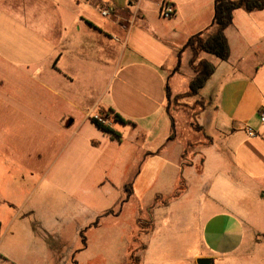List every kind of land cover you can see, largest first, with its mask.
Segmentation results:
<instances>
[{"label": "crops", "instance_id": "1", "mask_svg": "<svg viewBox=\"0 0 264 264\" xmlns=\"http://www.w3.org/2000/svg\"><path fill=\"white\" fill-rule=\"evenodd\" d=\"M214 1L0 0V79L8 75L13 83L9 96L0 94V109H11L14 119L29 116L30 123L61 124L65 129L78 124L80 130L86 125L90 136L75 140L67 134L64 141L63 148L73 150L71 154L79 151L80 156H95L103 147L115 145L117 140L91 121L111 110L127 123L112 125L119 141L110 150L109 161L120 164L115 158L122 153L126 157L121 148L126 140L136 145L134 163L130 155V161L120 165L121 187L130 190V197L124 201L123 191L119 204L134 199L133 186L143 170L151 174L148 183L144 181L147 187L157 183L171 190L168 195L154 194V200H167L153 204L154 219L160 217L162 225L146 237L138 264H151V242H158V254L168 255L155 264H196L198 258H210L213 264H264V124L258 119L264 107V10L234 11L224 31L229 47L226 61L198 52L190 64L192 50L183 47L196 34L204 39L214 33ZM164 5L171 6L172 17L161 16ZM105 7L112 10L108 17L99 14V8ZM203 60L215 70L198 94L190 97L197 106L188 127L204 141L199 139L198 150L185 161L182 156L191 139L181 138L165 90L169 89L171 99L181 91L185 94L194 68ZM247 128L255 136L249 137ZM86 162L64 166L65 173H79L67 179L84 182V174L93 173L96 163L89 157ZM181 181L183 189L175 196ZM186 199L188 207L182 211L179 206ZM1 204L5 206L3 200ZM173 209L194 222L192 243L190 238L173 245L165 240V235H180L175 230L165 233ZM109 211L112 214L105 215ZM120 212L117 208L104 211L94 221L91 218L85 229L78 225L80 242V233L94 231L99 218L117 221ZM33 214L17 215L8 230L0 222V264H87L85 255L95 252L93 246L81 243L67 250L64 258L55 248L60 241L57 227L49 229L40 219L34 220V229H26L30 250L19 244L20 221L27 225L23 217ZM139 214L129 235L132 242ZM183 235L191 236L187 230ZM6 237L11 254L4 252ZM190 245L197 246L192 256ZM128 249L124 264H136L128 259Z\"/></svg>", "mask_w": 264, "mask_h": 264}, {"label": "rangeland", "instance_id": "2", "mask_svg": "<svg viewBox=\"0 0 264 264\" xmlns=\"http://www.w3.org/2000/svg\"><path fill=\"white\" fill-rule=\"evenodd\" d=\"M7 78H10V81ZM0 81H3L4 85L3 89L0 88L1 91L4 90L0 94L5 93L9 96L13 86L11 76L6 75V78L0 79ZM183 81L184 78H182ZM183 88L181 84L178 87L179 91ZM183 93L184 91H181L178 93V97L172 98L168 108L172 117H175L176 121L180 123L181 138L191 139L186 147L184 157L185 161H188L195 149L198 150L199 147L196 144L199 143V139L200 143L204 140L201 136H194L188 127L191 119L194 120L193 112L196 111L197 104L193 98L183 97ZM10 111L12 112L11 109H0V222L2 228L5 227L8 230L14 227L12 221L16 219L17 215L24 216V213L33 211L32 216L23 217L27 225L22 224L24 221H20L21 225L19 226L22 228L19 232L21 235L19 244H24L27 250H30L32 244L26 229L28 227L34 229V220L40 219L41 223L47 225L49 229L57 227L55 232L60 241L57 242L55 248L58 251L61 249L65 258L67 250L81 245L77 237L78 225L85 229L88 225L86 223L91 218L94 221L102 212L117 208L121 211L117 221L109 217L99 218V226L94 231L86 230L84 234L86 244L93 246L95 252L87 253L84 262L87 264H124L126 250L129 248L128 259L130 256L132 262L138 264L140 255L147 246L146 237L154 234L156 225L157 228L162 225L160 217L154 219L153 209L156 205L153 204L164 203L167 200L163 201L161 198L154 200V194L159 192L168 195L171 190L168 189V186H164L165 189L161 188L157 183L153 188L147 187L151 174H147L143 170L133 186L134 199L123 205L119 204L121 197L124 196L121 187L124 176L119 171L120 165L123 166L122 161H130V155H132V163L137 159L135 143H129L126 140L122 144L121 148L126 153V157L122 153L121 158H115L116 161L121 160L120 164L111 163L108 157L113 146L116 148V143L118 144L116 140L115 145L103 147L95 156L85 153L80 156L79 151L71 154L70 151L73 150L69 151L66 147L63 148L67 134L75 140L88 137L90 134L87 132L86 125L80 130L78 124L65 129L66 127L61 124L30 123L26 120V117L29 116L22 114L14 119ZM88 157L96 162L93 167L94 172L84 174L86 176L84 182H82V178L78 183L67 179L74 178L79 173H65L64 166L87 163ZM125 175L127 177L128 174ZM87 177H90L91 180H88ZM186 177H188L187 174ZM100 179L104 183L101 182V185L97 186L98 183L95 182ZM104 179L107 181L105 182ZM178 188L176 191H180ZM2 200L5 206L1 204ZM188 202L189 199H186L180 204L179 207L182 208V211L184 206L188 207ZM9 204L13 206H9ZM13 207H18L19 211L13 210ZM137 213H140L137 218L143 220L145 227L136 230L132 242L129 240V235L132 233ZM168 213L170 214L171 211ZM170 215L173 220L168 222L165 233L175 230L180 235L174 238L165 235V240L171 241L170 244L173 245L175 242L183 243L186 238H190V243H192L195 237L194 222L188 221L184 215L175 210ZM160 216L164 218L163 213ZM44 228L48 229L46 226ZM184 230H187L191 236L185 237ZM13 232L17 236V231ZM155 241L160 240L155 239ZM157 245L158 242H151L149 246L148 258L151 264L157 263L159 258L162 260L166 255L162 254V256L157 253ZM4 248V252L11 254L12 244L8 242L7 237ZM195 249L197 246L190 245L189 254L191 256ZM158 264H164V262ZM189 264L193 263L189 262Z\"/></svg>", "mask_w": 264, "mask_h": 264}, {"label": "trees", "instance_id": "3", "mask_svg": "<svg viewBox=\"0 0 264 264\" xmlns=\"http://www.w3.org/2000/svg\"><path fill=\"white\" fill-rule=\"evenodd\" d=\"M237 9H243L247 12H252L256 10H264V0H215L213 6V18L212 25L215 28V31L212 35L202 39L200 38V34H196L190 37L187 43L183 48H190L193 53V58L190 61V64L193 63V59L198 52H204L210 54L220 61H226L229 57V47L224 35L225 29L231 25L233 19V13ZM195 76L188 84V90L184 94L183 97H193L196 96L200 89H202L209 79V77L214 73L215 67L213 64L208 61H200L197 66L194 68ZM166 99L168 102L171 100V95L169 89L166 87L165 90ZM111 116L113 122L126 125V121L121 118L118 114L109 110L106 116ZM91 121L101 130L103 133L108 134L111 139H116L119 141V134H117L112 127L103 126L97 123L94 119ZM173 136H170L169 139H172ZM182 156V160H183ZM183 181L180 182L179 190L176 191V195H178L183 189L182 185ZM125 200L130 197V190L128 188H124ZM112 214V211L107 212L105 215ZM117 214V213H116ZM115 214V215H116ZM104 215V216H105ZM98 219L93 223V225H97ZM144 222L138 218L137 224L140 229H143L145 225ZM80 239L83 246L86 245L85 236L83 232L80 233Z\"/></svg>", "mask_w": 264, "mask_h": 264}, {"label": "built area", "instance_id": "4", "mask_svg": "<svg viewBox=\"0 0 264 264\" xmlns=\"http://www.w3.org/2000/svg\"><path fill=\"white\" fill-rule=\"evenodd\" d=\"M111 9L108 8V7H105V8H99V14L102 16V17H108L110 14H111ZM161 16L163 18H170L172 17V15L174 14V11L172 10L171 6L169 5H164L162 6V9H161ZM92 119H94L97 123L103 125V126H108V127H112L113 125V119L111 118V116H106L104 114H96L95 116L92 117ZM258 119H259V122L261 124H264V107H262L260 109V112L258 114ZM246 134L249 136V137H253L255 136V133L254 131L251 129V128H247L246 129Z\"/></svg>", "mask_w": 264, "mask_h": 264}, {"label": "water", "instance_id": "5", "mask_svg": "<svg viewBox=\"0 0 264 264\" xmlns=\"http://www.w3.org/2000/svg\"><path fill=\"white\" fill-rule=\"evenodd\" d=\"M195 262L196 264H213V260L210 258H198Z\"/></svg>", "mask_w": 264, "mask_h": 264}]
</instances>
